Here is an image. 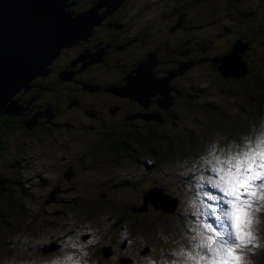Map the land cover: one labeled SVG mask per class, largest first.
Returning <instances> with one entry per match:
<instances>
[{
  "label": "rangeland",
  "instance_id": "374dc122",
  "mask_svg": "<svg viewBox=\"0 0 264 264\" xmlns=\"http://www.w3.org/2000/svg\"><path fill=\"white\" fill-rule=\"evenodd\" d=\"M242 1L251 5V7L257 8V10H255V15L250 17L249 20L240 21V23L237 22L238 20H235L234 22L237 23L236 27L241 28L242 31L250 30L245 40H248L250 46H252L250 50H253V56L256 57L258 62L256 67L260 70V65L264 61V0ZM219 20L212 19L206 24V29L210 32L206 35L210 36L217 29L214 25H221L220 31L222 32L223 23ZM151 27L154 26L152 25ZM227 35L228 33L224 35H218L216 33L212 36L213 41L210 42L212 44L210 48L205 44L201 47L202 49L197 50L198 48H196V51L201 55L204 53L208 55L207 57L203 56V64L209 68L196 67L193 70L199 68L201 74H197L196 71L192 70L193 72L190 71L182 76L185 81L188 79L192 80V83L195 84L193 86V92L195 95H198L193 98H187L192 102L189 105H193L194 110L197 109V113L194 114H200V117H197V122L191 123L192 127L198 130L203 126L206 130L208 123L210 124L216 121L221 124L220 118H215L216 114L213 116L207 115L206 111L201 108L205 107L208 102H212L215 105L216 102L219 103V106L223 108L222 116L228 117V115H235V117L231 121H224L226 126L215 127V130L219 134L225 132L226 135H219L214 129H210L208 133L204 132L202 135L201 143L203 147L197 148V151H193L190 144L186 142L185 145L187 148L189 146V149H191L188 150L190 152L189 154L185 152L188 155L184 154L182 157L175 156L160 162L164 163L168 160V164H172L178 159L179 161H186L181 162L179 165L192 162V172L189 177L192 183L187 180V185L185 183L179 185L178 179L176 181L172 179L173 184H171V188L175 189L178 195V203L176 204V210L178 212H167V209L160 211V207L156 206L162 205V203H155V201L156 206H154L151 201L143 199V194L148 189L153 188L152 190H155L154 188H160L157 182L152 183L149 181V176L152 180H161L162 183L167 184V180L172 175L161 171H154L151 175H148L143 164L135 158V155L138 160L147 158L146 156H148L149 159L154 161L158 155L157 152L151 153L150 155H143V152L129 154L132 150L125 144V141H129V132H140L144 130V128L138 126L140 121L144 122L143 119L134 118L132 120H126V113L128 114V112L133 111L135 115L138 114L134 111L135 109H131L132 107L125 101H117L118 105H120V110L113 112L110 110V107L116 104L113 101L116 99L113 95L103 94L109 98L107 99L101 98L100 96L84 94L85 99L89 102L101 101L103 103L100 106L102 108L101 114L94 116L92 119V128H88L87 131L76 134L77 128L73 126L66 131L69 137L58 139L53 135L49 136V134L61 132L67 124L71 123L70 116H76L78 114L77 112L81 110L80 107H73L75 111H69L71 108V96L75 94L74 89L78 87V90H80L82 86L76 85L72 89L64 88V91H68L67 93L64 91L63 93H59L53 90L40 93V98L43 101H49L55 106L56 103H60L59 110H56L55 114L51 117L52 123L46 122L40 128L48 130L54 127L57 131H47L45 134L46 137H41L40 140L33 139V134L25 128H18L10 135L11 142L13 143H23L24 141L27 143L25 148L28 152L26 154L31 158V161H28L30 164L29 168L32 172L30 174L25 171L23 177L25 180H28L30 176L34 183L37 184V182H40V186L34 190L35 194L32 198L22 193V189L15 195L23 202L18 206L23 216L17 223H21L26 218H29V222L25 228L23 226L14 231L3 229L4 225H9L7 224V220H10V216L14 217L16 213L13 212V215L8 216L9 211L12 209L13 201L11 198L5 196V192H3L4 196H0V264H183L185 260L190 259V256L204 255L203 249L206 246L203 247L202 240H209V237H215V233L211 231V228H216L217 231H220L214 209L218 206H226L220 201L211 199L213 196L222 195L212 183L210 185L211 189L206 193L204 199L201 197V193L200 196L192 194L193 188L199 182L198 175L200 173L203 174L204 169L208 170V172H204L205 177L212 175L209 179L205 180V184L208 181L211 182L217 179L220 175L218 169L223 166L217 162L218 158L221 160L224 159L225 157L222 153L227 151L230 154V149L232 152L237 150V146H235L225 147V151L222 145L223 141H220V136L238 137L239 131L247 127L245 125L247 120H250L255 115V113L246 112L248 110L241 108V104L236 102L238 98L233 93L227 94L231 95L232 98L227 97L228 99H225V96H222L219 92L222 84L216 85L211 80L214 70L210 67L217 66V61L211 60L213 58L211 56L212 48L217 43L216 51L220 52V54L225 53L227 45L230 44V40L226 39ZM200 40H202L201 34H188V43L181 42L179 45H184L182 48H185L191 44H196L195 42H199ZM196 51L193 48L188 53V56H199ZM215 54L216 52L214 51ZM230 58H232V54ZM182 59L185 61L188 60V58ZM234 62H236V59ZM143 71L145 72V70ZM262 71L264 70L262 69ZM204 75H209V77L204 78ZM149 77L147 74V78ZM163 80H166V78H162L159 82L150 81V85L156 87L158 84L160 87H165V84L161 82ZM221 82L229 86L233 85L230 80H222ZM186 84H188V87H191L190 82ZM67 85L69 84L60 82L53 84L54 87H66ZM201 86H204V89ZM109 92L116 94L111 91ZM182 92L185 94V90L182 89ZM196 92L199 94H196ZM236 93L243 100L246 99L242 90H238ZM80 94L78 93L74 96H79ZM165 98L167 97L163 99ZM178 100L182 101L183 98ZM186 105L182 104L178 109L180 107L186 109ZM212 110L214 111V108ZM259 120H261L262 124L258 128L261 129L254 128L256 129L254 130L256 134L251 132L254 142L264 136V116H260ZM146 122L156 123L155 121L152 122V119ZM184 124L190 125V121L187 120ZM157 126L161 133L160 138L165 144L168 140H173L174 142L182 140L173 131L176 124L172 125V127L162 124H158ZM208 128H213V126L209 125ZM183 133L188 135L189 131ZM103 134L122 140L119 144L118 151L107 150L114 149V145L110 146L108 144V139H101V141H105L104 146H101L100 138H103ZM211 136L216 138L211 141L212 144L208 142L212 140ZM249 140L250 138L246 137L243 143ZM182 143L179 142V144ZM206 150L214 151L218 155L215 153L206 154L205 157L200 159L198 153ZM183 152L184 150L181 151V154ZM78 154L89 155L91 157L90 159H92L89 162L95 160L98 166L94 169L85 168L84 170H80L78 164L80 160H77ZM51 161H57L58 164L55 165ZM46 163L50 164L44 168L42 164ZM70 171L74 172V174L71 175ZM16 172H18V167L16 166H3L0 170V176L8 179L10 174ZM181 175L184 176L181 173L175 176L178 177ZM132 176H136L138 180L132 183ZM98 177L104 179L103 183L100 184L97 181L99 179ZM109 177H113L114 179L109 181ZM56 183H60V186L63 188L55 192V195L63 199L62 202L50 195ZM67 184L72 187L66 188ZM90 185L98 192L97 196L96 198L94 197L95 193L92 190L90 197L83 203L86 195L84 188ZM122 185L125 186L123 187L125 191L113 192L115 186L118 189ZM12 187L13 192H16L18 185L13 184ZM71 192L73 194L69 195ZM88 192L91 193V191ZM161 193L159 192V195H162ZM156 194L158 195V193ZM70 196L74 199V202L65 200L70 198ZM160 200L162 201L164 199ZM168 201L170 202L169 199ZM165 205L171 207L174 203ZM209 205H212V207L209 208ZM261 205H264V201H257L253 204V223L251 230L255 239L253 244L248 245L242 253L243 264H264V247L261 248V244L264 241V207H261ZM134 206L137 210L133 209ZM257 208L260 210L256 211ZM127 212H129L127 216L130 220L124 219L123 226L122 224H118L116 228L111 223L119 215H112L111 217L105 216L107 214H126ZM143 212H147V214H143ZM140 213L142 214L136 217ZM5 215L7 216L5 217ZM34 218L36 220L31 222ZM136 218L140 220L134 223ZM190 218H195L196 221L191 222L189 225ZM5 220L6 224H4ZM39 222L40 224L34 227V224ZM71 228H74L75 232H71ZM76 231H80L81 234H77ZM87 233L89 236L86 235ZM26 235L34 238L29 246L25 244ZM85 236L86 238H84ZM77 237L82 238V240H78ZM116 237L117 241H115ZM91 238L93 239L90 241L89 239ZM54 239L56 242L52 241ZM107 244L111 246L109 253L105 247ZM57 245L58 247L55 248ZM197 245H200V247H197ZM138 257H143L141 262L137 260Z\"/></svg>",
  "mask_w": 264,
  "mask_h": 264
},
{
  "label": "trees",
  "instance_id": "16d2710c",
  "mask_svg": "<svg viewBox=\"0 0 264 264\" xmlns=\"http://www.w3.org/2000/svg\"><path fill=\"white\" fill-rule=\"evenodd\" d=\"M75 2L76 3H74L70 7V9H75L78 11V10L85 9V8L87 9L88 7H90L92 3H94V0H75ZM144 5L147 6L146 3H144ZM150 5L153 6L152 10L155 13H161L165 15L166 17H170L171 15L174 16L170 22H167L166 31L173 32V30L170 28L171 26L180 27V29L176 28L174 33L176 32L178 33L182 31V33H188V34H196V35L201 34L202 40H200L199 42H195L196 44H191L185 48H182L184 45H179L180 43L171 44V45L166 46L165 43L170 42V41L169 40L156 41L158 39V35L154 33V30L156 29L154 27L152 28L148 24L143 25V28L139 29V31L136 30L134 32H131V29L134 26V22L128 20L129 22L126 24L125 27L122 28V27L116 26L115 22L118 21L117 16L109 18L108 19L109 21L107 22H110L111 25H109L108 23V27L114 26L118 28V34L113 36L116 38V40H112V44H114L115 42L121 41L125 43L127 46H129L130 48H134L135 50H137L138 53H134L131 59L124 58V57H121L122 59L105 58L103 61L100 60L98 62H95L92 66L88 67L84 71L77 73L78 77L80 78V79L77 78L78 81H73L70 83L63 82L65 84H69L65 88L72 89L76 85H79V86L96 85L101 88L100 92L113 95L116 98L113 100L114 102H116L117 100H121L123 98L122 96L117 95V94H112L109 91H106V88H113L115 86L123 85L125 82L124 77L126 76V74L130 73L129 71L133 69V67L136 65L135 63L138 62L139 60L141 61L143 57L144 58L146 57L143 55L150 56L149 54H147L148 52L151 55L154 52V57L153 56L149 57L151 59L150 65L153 64L154 66L153 70L156 71L160 77L165 78L169 76V78L167 79L168 86H172V89L168 91L169 99L168 98L162 99L160 93H154V95L150 97V101L148 102L147 106L142 105L145 107H141V110L143 111H141L140 113L142 114V117L146 119L145 122L147 120L152 119V122L155 121L156 123H149V122L143 123L142 121H140L138 123V126L144 128V130L140 132H129L128 139L130 142L127 140L125 141V144L130 147L133 153L137 151L138 153L143 152V155H150L151 153L157 152L158 155L155 157V161H154L156 163L161 162L162 160L175 157V156L182 157V155H184L185 152L189 154L190 152L188 150H191L189 149V146L187 148V146L185 145L186 142L190 144V147L193 148V151H197V148L203 147L201 140H202V137H203L202 135L204 134V132L208 133V130L210 129L215 130L216 126H226L224 124V121H231L235 117V115H228V117L222 116L223 108L219 106L220 104L217 103L216 101H215L216 105L213 104L212 102H208L207 105H205V107H201V108L206 111L207 115L213 116L214 114H216L215 118H220L221 124H219V122H216V121L210 124L208 123L206 130L204 129L203 126H201L198 130L195 127H192L191 123L197 122V117H200V114L198 113L199 115H195L194 113H197V109L194 110L193 109L194 106L189 105V104L186 105V109H183L182 107L178 109V107L183 104V101L178 100V99L183 98V97L186 98L184 95H187L188 96L187 98H193L198 95L194 94L193 88L191 92L192 94L185 93L184 95L182 94L183 95L182 97L179 95L178 91H176L178 89L182 90L184 86H186V83L188 82V80L185 81V79L182 78V76H184L185 74L180 75L182 74L180 73V67H179L181 63L179 62L178 59H176V57L179 56L180 54V56L184 55L189 58L188 53L193 48H195V51H196V48L202 49L201 47L203 46V44H205L208 48H210L212 46L210 42L213 41L212 36L214 34L217 33L218 35H224L228 33V35L226 36V39L230 40V44L227 45L226 48L229 49V48L234 47L236 40H239L242 46L245 47L243 48V51H239V54H238L240 56L242 63L245 64V70L240 75H238L236 71H232V70L224 71V72L221 71V69L218 68L220 64V61L218 60V58L220 56H224L230 49L229 50L226 49V51L228 50L227 52L220 54V52L216 51L217 43H215L214 47L212 48V52H211V56L213 57L211 60L217 61V66L210 67L214 70L211 80L215 82L214 84L216 85L222 84V87L219 89V92L221 93L222 96H225V99H228L227 97L232 98L231 95H227V94L233 93L235 97L238 98V101L236 102L241 104V108L248 110L246 112L255 113V115L250 120H247V122L245 123L247 127L239 131L238 137L220 136V139H221L220 141H223L222 145L224 146L225 151H226L225 147H235V146L242 144L246 137L254 141L252 133L256 134L254 130L261 129V128H258L262 124L261 120H259V117L262 115L264 116V71H262V69L264 70V61L262 65H260V70H258V67H256L258 65V62L256 60V57L253 56V53H252L253 50H250L252 46H250L248 40H245L250 30L242 31L241 28L236 27L237 23L234 21L238 20L237 22L240 23V21L249 20L250 17H253L255 15V10H257V8L251 7V5L246 4L242 0H221V1H218V0H160L159 2H155V3L152 2V0H150ZM131 10H132V4L128 6L124 4L123 12H120L119 18L124 19V20L128 19ZM182 14L184 16L183 18H182ZM179 19L181 20L180 25L175 26V24L177 23ZM212 19L213 20L221 19L219 21L223 23L222 24L223 30L222 32L220 31L221 25L219 26L214 25L215 27H217V29L214 28L215 30L210 34V36H208L206 34H209L210 32L209 30L206 29V24L210 22ZM105 28H106L105 25H103V26H97L94 29L95 31L103 32ZM135 37L137 38L135 39ZM99 39L103 40L104 43L107 41L106 38L99 37ZM154 41H156L157 43ZM114 48L115 46L113 47V49ZM164 48H167V49L174 48V50L171 52L170 55L165 54L166 56H162V55L159 56L156 50L164 49ZM214 51L216 52L215 55H214ZM155 52H156V55H155ZM198 55H201V54H198ZM67 56H69V54H67ZM67 56L62 57V59H66ZM72 59L73 58H69L66 61V64L65 65L63 64L62 66L64 67L66 66L68 68L67 70H71L69 66L71 65L70 62L72 61ZM108 60H112V62H109ZM196 64L197 65H195L193 69L200 66L198 63ZM111 67H120V69L122 70L123 69H128V70L120 74L112 75V80H103V76L101 74H96V72L94 71L95 68L106 70ZM193 71H196L197 74H201L199 72V68ZM208 77L209 75L207 76L204 75V78H208ZM222 80H230L232 81L233 85L229 86L228 84L221 82ZM59 81H60V78L59 76L56 75V76H53V77H50L48 79L41 81L40 86H38V88L41 86L52 88L54 87L53 84H58ZM201 87L204 89V86H201ZM58 88H62V87L58 86ZM77 89L78 87H76L74 90H77ZM235 90L236 91L242 90L246 99L243 100L242 98H240ZM196 94H199V93L196 92ZM170 97H172V99L174 98L173 102H170L171 101ZM233 101H235V99H233ZM164 105L165 106L169 105V106L163 107ZM213 108H214V111L212 110ZM218 112H221V113H218ZM39 119H42V118H39ZM138 120H141V119H138ZM187 120L190 121V125L184 124L185 122H187ZM24 121H27L26 117H19V115L14 116L13 114L6 115L5 113H0V166H1L0 170L1 168H3V166L4 167H7V166L18 167V172L10 174L8 179H5L4 177L0 176V179H1L0 180V185H1L0 196H4L3 192H5L6 197L12 198L13 194L16 193V192H13L12 186L14 183L17 185L21 184L20 187H23V184H22L23 178L21 176L22 170H20L19 168L22 165L23 160H24V158H22L21 156L22 154H26L23 152H28L25 148L27 143L25 141L23 143L21 142L13 143L11 142L12 140L10 138V135L14 133V131H16L18 128L26 129ZM158 124L169 125L171 127L172 125L176 124V126H174L173 131L182 140L175 141V142L173 140H168V142L165 144L160 138L161 133L157 126ZM209 125L213 126V128H208ZM27 131H30L33 134V139L40 140L41 137L37 133H35L33 130H27ZM185 131H189L188 135H185L183 133ZM222 134H225V132H221V134L219 135H222ZM211 137H212V140L208 141L210 142V144H212L211 141L216 139L213 136ZM58 139H62V138H58ZM179 142H183V143L179 144ZM108 144L110 146L114 145V150L119 149V142L115 139H111L108 142ZM156 145H158V147H156ZM183 150L184 152L183 154H181V151ZM211 153L213 154L215 153L216 155H218L214 151L206 150L203 152H199L198 157L201 159L205 157L206 154H211ZM188 154H185V155H188ZM222 155L224 157L228 155L227 151L222 153ZM4 156L6 157L4 158ZM146 157L149 158L148 156ZM135 158L138 161V158L136 155H135ZM85 161L89 162L90 160H80L78 163L79 166L81 167V166L89 164L88 162H85ZM191 172L192 170H191V165H190L188 173H184V176L182 175L178 176L179 185H182L183 183L187 185V182H186L187 180H189V182L192 183V180L189 179ZM204 172L206 173L208 172V170L204 169L203 174L200 173L198 175L199 182L195 184L193 191H192V194H195L196 196H200V193H201L202 198H204L206 193L211 189L210 188L211 182L208 181V183L205 184V180L209 179V177H211L212 175L205 177ZM84 189L86 191V195L83 199V203L86 202L87 198L90 197V195L92 194V190L94 191L95 193L94 197L96 198L98 192L96 191L95 188H93L92 185L85 187ZM88 191H91V193H89ZM30 193L31 191L27 190L25 194L30 195ZM32 194L34 195L35 192L33 191ZM70 194H73V192L69 193V195ZM161 194L167 197L172 203H176L175 200H178V195L176 194V190H175L174 196H170V195L168 196L163 193ZM11 200L13 201L12 209L9 211L8 216H10L11 214L13 215V212H16V213L14 214V217L10 216V220H7V224L9 225H4L3 229L14 231V230H17V228H21L23 226L25 228L28 224L29 218L23 219L21 223H17V221L23 216V214H21V211L18 209V206H20V204H22L23 202L19 199V197L12 198ZM157 202L160 203V201H157ZM155 203H152V204L156 206ZM158 207H161V206H158ZM133 209L137 210L135 209V206ZM159 209H161L160 211H165V209L163 208H159ZM174 211L178 212L176 210V205H175ZM145 213L147 214V212H143V214ZM141 214L142 213L137 214L136 217H138ZM112 215L117 216L119 215V213L118 214H107L105 216L111 217ZM126 215H129V212H127L126 214L119 215L118 218L116 219L118 220L119 224H122V226H123L124 217ZM6 216L7 215H5V217ZM35 220L36 218H34L31 222H34ZM139 220H140L139 218H136L134 223L136 221L138 222ZM194 221H196L195 218L194 219L190 218L188 222L189 225L191 224V222L193 223ZM4 224H6V220L4 221ZM39 224L40 222L37 224H34V227ZM105 247L108 249V253H109V251L111 250V246L107 244ZM263 247H264V241L261 244V248Z\"/></svg>",
  "mask_w": 264,
  "mask_h": 264
},
{
  "label": "flooded vegetation",
  "instance_id": "af4514ba",
  "mask_svg": "<svg viewBox=\"0 0 264 264\" xmlns=\"http://www.w3.org/2000/svg\"><path fill=\"white\" fill-rule=\"evenodd\" d=\"M95 1L96 0H94V2ZM159 1L160 0H152V2H154V3L159 2ZM144 3H146L147 6H145ZM124 4H126L127 6L132 4V10L130 12L128 19H126V20L119 18L120 12H123ZM152 7L153 6L150 5V0H123L120 3V5L118 7H116L113 11H111V12L109 11L106 13V16L102 20L101 24L95 25L92 28L91 36H88L87 38L82 39V40H80V41H78L72 45L61 48L60 53L48 65L49 72L45 75L34 76L30 80L28 85L24 86L16 94V97L19 98V100H18L19 104L17 106L20 108L19 114H16V115H19V117H26V119H27L26 124H25L26 129L27 130H33L40 137H46L45 134L47 133V131H57L54 127L49 128L48 130H44V129L40 128V126H42L46 122L52 123L51 117L55 114L56 110H59V107H60V103H56V106H55L54 104H51L49 101H43L40 98V93H42L43 91H50V90L58 91L59 93H63L65 87H62V88L52 87L51 88V87L41 86L38 88V86H40L41 81L48 79L50 77L56 76V75L59 76V78H60L59 82L60 83H63V82L70 83L73 81H78L77 78H79V77H78L77 73L84 71L88 67L92 66L95 62H98L100 60L103 61L105 58H107V59H114V58L122 59L121 57H124V58L131 59V57L134 53H138L137 50H135L134 48H130L129 46H127L125 43H123L121 41H118V42H115L114 44H112V40H116V38L113 36L118 34V28H116L114 26L108 27V23H109V25H111L110 22H107V21H109L108 20L109 18L117 16L118 21L115 22L116 26L122 27V28L126 26V24L129 22L128 20L134 22V26L131 29V32H134L136 30L139 31V29H142L143 25H146V24H148L149 26L153 25L154 28L156 29V30H154V33H156V35H158V39L156 41H160V40H169L170 41V42L165 43L166 46L171 45V44L181 43V42L188 43V41H187L188 33H182V31H180L178 33L177 32L174 33L176 28L180 29V27L171 26L170 28L173 30V32L166 31L167 22H170L174 16L171 15L170 17H166L165 15H163L161 13H155L152 10ZM103 9H104V7H101L99 9V12H102ZM82 10H84V9H81L78 11L75 10V11L79 12ZM183 17L184 16L182 14V18ZM180 22H181V20L179 19L177 21V23L175 24V26L180 25ZM103 25H105V27H106L103 32L102 31H95V29H94L95 27L103 26ZM99 37L106 38L107 41L104 43V41L99 39ZM136 38L137 37H135V39ZM156 41H154V42H156ZM172 41H174V42H172ZM114 46H115V48L113 49ZM226 49H228V48H226ZM173 50H174V48H171V49L164 48V49H157L156 52L159 56H161V55L166 56V55H170ZM198 50H199V48H198ZM156 52H155V55H156ZM182 53H183V51H182ZM67 54H69V56H67ZM147 54L154 57V52L152 53V55L149 52ZM197 54H200V53L197 51ZM64 56H67V58L62 59V57H64ZM143 56L147 57V55H143ZM203 56L207 57L208 55L204 53V54L199 55L197 57L189 56V58H188L186 56H180V54H179V56H177L176 59H178L179 62L181 63V65L179 67H180V73H182V74H180V75H184V74L192 71L193 67L195 65H197L196 63H198L200 65L198 67H205L206 65L203 64ZM69 58H73L72 61L70 62L71 65L69 66V68L71 70H67L68 68L66 66L65 67L62 66L63 64L64 65L66 64V61ZM143 58L141 60H143ZM182 58H188V60L185 61ZM108 61L112 62V60H108ZM138 62H136L135 64H137ZM153 67H152V69H153ZM127 70L128 69L122 70V69H120V67H111V68L106 69V70L95 68L94 71L96 72V74H101L103 76V80H112V75L120 74V73H123ZM131 71H132V69H131ZM131 71H129V72H131ZM154 73L157 77L159 76V74L156 71H154ZM164 81H166L165 87H169V91H170V89H172V86H168V80L167 79ZM188 82L191 83V87H188V84H186V86H184L183 90H186L185 91L186 94L187 93L192 94L191 93L192 88L195 84L192 83L191 79H188ZM67 89H69V88H67ZM188 89H190V90H188ZM100 91H101V88L96 86V85L82 86L80 90H78V89L74 90L75 94H78V93H81V94L79 96H74L75 94L73 96H71V99H72L71 104H70L71 108L69 111H75L73 109V107H80L81 110L79 112H77L78 114L76 116H73V117L70 116L71 123L67 124L61 132L56 133V134L50 133L49 136L53 135L57 138H67L69 136L67 135L66 131L69 130L73 126H76V128H77L76 134H79L80 132H85L88 130V128H92V119L94 118L95 115L101 114L102 108L100 106L103 105V103L101 101L89 102L85 99L84 94H88L90 96H100L101 98L103 97V98L109 99L108 97H105L103 95L106 93H102ZM106 91H109V88H106ZM176 91H178V93L181 97L184 95L182 90L178 89ZM64 92L67 93L68 91H64ZM113 93H115V92H113ZM116 94H118V93H116ZM120 94H118V95H120ZM152 95H154V94L149 95L146 102H143V103H141L138 100H135L134 98L129 97L127 95H120L123 98L121 100H117V101H125L128 105H130L132 107L131 109H135L134 111L138 113L135 115L133 113V111H130L131 109L128 110L130 112H128V114L127 113L125 114L126 120H132L134 118H141L144 120L143 123H146L145 122L146 119H144L142 117V114L140 113L141 111H143V110H141V107H145L142 105L147 106L148 102L150 101V97ZM184 96L186 98L183 97V100H182L183 104H192V102L187 99L188 96L187 95H184ZM170 99H171L170 102L174 101V98L172 99V97H170ZM117 101L113 107H110V110H112L113 112L120 110V105H118ZM168 106L169 105H166L163 107H168ZM137 109H139V110H137ZM52 111H54V112L52 113ZM6 115H9V114H6ZM14 116H15V114H14ZM39 118H42V119H39ZM27 124H29V126ZM102 136H103V138H100V141H101V139H108V142H109L111 139H115L119 142V144L122 141L121 139H118L116 137L106 136L104 134ZM100 144H101V146H104L105 141L102 140L100 142ZM107 150L113 151L114 149H112V150L107 149ZM114 151H118V150H114ZM135 152H137V151H135ZM23 153H25V152H23ZM129 154L132 155L133 152H129ZM21 157L24 158L23 163L19 168L20 170H22L21 176L23 178V180H22L23 187H20L21 184H18L17 191H16V193L13 194L12 198L16 197L15 195L18 194L20 189H22V193H26L27 190H30L31 193L28 196H30V198H32L34 196L32 194V192L34 190H36L37 187L40 186V182H37V184L34 183L31 180L30 176L28 177V180L24 179L23 173L25 171L29 172L30 174L32 172L29 168V166H30L29 161H31V158L27 154H22ZM90 158L91 157L89 155H79V154L77 155V160H84V159L92 160ZM138 161H140L143 164L144 168L147 170L148 175H151V173L154 171H161V172L172 175L167 180V184L162 183L161 180H152L149 176L150 182H152V183L157 182L160 185V187L162 188L163 192H167V193L171 194L172 196L175 195L174 189L171 188V184H173L172 179H174L176 181L179 177H176L175 175L178 173H188L190 165L192 164V162H188L185 165H179L181 162H186V161H179V159L176 160L172 164H168V160L164 163H160V162L156 163V162H154L155 160L153 161L149 158H144V159H141ZM51 162L55 165L58 164L57 161H51ZM71 163H73V162H71ZM71 163H69V164H71ZM88 163H89L88 165L81 166L80 169L81 170H84L85 168L94 169L98 166L97 161H95V160L93 162H88ZM49 164L50 163L42 164V166L44 168H46V167H48ZM92 173H93V171H92ZM70 174L73 175L74 172L70 171ZM102 177H98L99 179H97V181L100 184L103 183V180H104V179H101ZM113 179H114L113 177L108 178L109 181H112ZM136 180H138V178L136 176H133L131 182L133 183ZM69 184L66 185V188L72 187V186H70L72 184H70V185ZM124 184H126V183H124ZM123 185L121 188H118V189H117V186H115V190L113 189V192L125 191V190H123V187H125ZM60 188L63 189L60 186V183H56L53 186V190L50 192V195L55 197L56 200H59L60 202H62L63 199H60L57 195H55V192ZM74 189H76V188H74ZM100 195H101V193H100ZM143 197H144V194H143ZM115 199H116V197H115ZM65 200L74 202V199H72L71 196H70V198H67ZM144 200H147V199H144ZM156 200L157 199L152 197L153 202H155ZM160 203H162V202H160ZM119 215H122V213H119ZM124 219H128V221L130 220V218L127 215L124 217ZM28 222H29V220H28ZM111 224L113 226H115L114 228H116L118 226L119 222H118V220L115 219ZM70 231L75 232L74 228H71ZM26 233L28 234L27 231H26ZM76 233L81 234L80 231L79 232L76 231ZM87 235L89 236L88 233H87ZM77 238L80 241L82 240V238H80V237H77ZM84 238H86V236ZM93 238H94V236H93ZM93 238H91L89 240L91 241ZM33 240H34V238L30 237L29 235H26L25 244H27L29 246V245H31L30 242H32ZM52 241L56 242L55 239ZM115 241H117V237H116ZM154 251H156V250H154ZM142 258L143 257H138L137 260L139 262H141Z\"/></svg>",
  "mask_w": 264,
  "mask_h": 264
},
{
  "label": "water",
  "instance_id": "95a60500",
  "mask_svg": "<svg viewBox=\"0 0 264 264\" xmlns=\"http://www.w3.org/2000/svg\"><path fill=\"white\" fill-rule=\"evenodd\" d=\"M122 1L96 0L87 9L76 12L70 9L75 0H0V112L19 114V98L16 94L27 86L34 76L49 72L48 65L60 53L61 48L91 36L92 28L101 24L106 13L113 11ZM101 7L104 9L99 12ZM243 48L245 47L241 42L236 40L234 47L218 58L219 69L221 64H225L229 68L225 71H234L232 65L236 64V73L242 74L245 64L238 54ZM149 57L139 61L132 71L126 74L123 85L109 88V91L128 95L141 103L146 102L149 95L154 93H160L162 99H169L168 88L158 84V87L150 85V81L159 82L164 77L154 74ZM165 78L168 79L169 76ZM152 189L145 192L144 199L154 203L149 197L150 193L157 196ZM156 189L157 193L163 192L161 187ZM158 200L160 201L157 199L156 202ZM177 201L175 200L176 203ZM176 203L171 207L159 206L167 211H174ZM57 247L58 245L55 248Z\"/></svg>",
  "mask_w": 264,
  "mask_h": 264
},
{
  "label": "snow or ice",
  "instance_id": "6c2138e0",
  "mask_svg": "<svg viewBox=\"0 0 264 264\" xmlns=\"http://www.w3.org/2000/svg\"><path fill=\"white\" fill-rule=\"evenodd\" d=\"M229 153L222 160L218 158L223 166L218 169V178L211 181L222 193L211 199L226 206L214 209L220 231L211 228L215 237L205 242L204 255L190 256L183 264H243L242 253L253 244V204L264 201V136L242 143Z\"/></svg>",
  "mask_w": 264,
  "mask_h": 264
},
{
  "label": "bare ground",
  "instance_id": "6f19581e",
  "mask_svg": "<svg viewBox=\"0 0 264 264\" xmlns=\"http://www.w3.org/2000/svg\"><path fill=\"white\" fill-rule=\"evenodd\" d=\"M232 66L234 67V71L237 72V71H238L237 65H236V64H233ZM220 68H221L222 71H225V70L229 69V68L227 67V65H225V64H221ZM141 77H142V76H141ZM161 82H163V83L165 84L166 81L163 80V81H161ZM161 85H162V84H161ZM149 197H150L151 199H152V197L155 198V199H164V200H162V201L160 200V202L163 203L162 205H165V204H168V203H169V201H168L167 198H165L164 196L159 195V194H158L157 196H153V194L150 193V194H149ZM166 200H167V201H166ZM173 208H175V207H173Z\"/></svg>",
  "mask_w": 264,
  "mask_h": 264
},
{
  "label": "clouds",
  "instance_id": "9594fccd",
  "mask_svg": "<svg viewBox=\"0 0 264 264\" xmlns=\"http://www.w3.org/2000/svg\"><path fill=\"white\" fill-rule=\"evenodd\" d=\"M25 153H27V152H25ZM155 190H156V193H157L158 191H157L156 188H155ZM34 192H35V191H34ZM156 193H155V194H156ZM162 193L165 194V195H168V196L171 195V194H169V193H167V192H162ZM158 194H159V193H158ZM156 195H157V194H156ZM196 213H198V212H196ZM203 215H204V213H203ZM195 223H196V222H195ZM206 241H208V240H202V245H203V247L206 246V244H205Z\"/></svg>",
  "mask_w": 264,
  "mask_h": 264
}]
</instances>
